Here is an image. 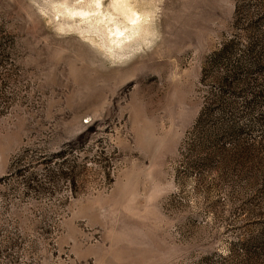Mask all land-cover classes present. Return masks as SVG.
I'll return each mask as SVG.
<instances>
[{
  "label": "rangeland",
  "instance_id": "rangeland-1",
  "mask_svg": "<svg viewBox=\"0 0 264 264\" xmlns=\"http://www.w3.org/2000/svg\"><path fill=\"white\" fill-rule=\"evenodd\" d=\"M62 1L0 0V264H264V0Z\"/></svg>",
  "mask_w": 264,
  "mask_h": 264
},
{
  "label": "bare ground",
  "instance_id": "bare-ground-1",
  "mask_svg": "<svg viewBox=\"0 0 264 264\" xmlns=\"http://www.w3.org/2000/svg\"><path fill=\"white\" fill-rule=\"evenodd\" d=\"M138 2L137 0H111V7L105 10L103 8V0H79L74 3L63 0L59 5L53 7L57 15L60 14L62 17H65V19L69 18L73 23L79 22L88 25L86 28L82 27L80 24L72 26L69 23L66 25L61 23V27L59 28L67 27L68 29H76L81 34L94 33L101 35L103 39L101 45L108 48L109 51V49L114 47L123 49L122 44H124L123 42H126V40L127 42L130 40L132 41L130 38L138 37L149 32V17L153 10L140 6V2ZM119 17H121V19ZM86 37L89 38V36ZM91 38H93V36L89 38L90 41L93 40ZM139 43L138 45H140ZM128 49H130V47H128ZM113 54L114 53H112V55Z\"/></svg>",
  "mask_w": 264,
  "mask_h": 264
}]
</instances>
